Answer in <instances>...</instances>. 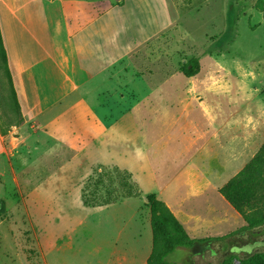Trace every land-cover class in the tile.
<instances>
[{"label":"crops","instance_id":"1","mask_svg":"<svg viewBox=\"0 0 264 264\" xmlns=\"http://www.w3.org/2000/svg\"><path fill=\"white\" fill-rule=\"evenodd\" d=\"M179 2L0 0V85L6 83L13 92L21 118L6 132L0 128V157L8 141L22 132V117L24 124L43 118L51 119L53 126L59 124L58 119L81 117L89 121V129L91 120H98V136L86 152L97 154L100 162L127 167L141 189V182H146L148 193L166 203L190 237L210 231L220 235L217 229L230 219L229 209L236 219H242L219 188L246 165L264 142V98L255 95L249 88V79H245L252 71L236 62L237 72L233 75L225 61L227 49L213 52L217 68L235 78L189 79L178 100L177 112L166 105L171 104L167 100L170 89H160L177 85L175 81L164 78L159 83H149L139 72L142 64L152 68L156 46L179 18ZM140 51L144 55L138 59ZM3 95L0 88V121L7 117ZM153 97L164 104L158 116L186 119V127L194 130L195 142L200 143L160 188L150 174V158L140 144L141 127L137 121L140 103L150 102ZM193 102L197 111L189 108ZM193 115L201 123L192 121ZM65 127L71 132L74 129ZM208 191L218 194L224 202L222 206L229 208L213 220L201 218L191 207L192 203L203 205L196 198H204ZM133 199L137 198H130ZM129 202L135 204L134 210L131 204V210L137 221L141 216L143 225L138 228L136 222L122 239H116L112 243L116 253L108 260L146 264L151 252L149 207L144 199L140 204L137 200ZM206 205L215 209L211 203ZM120 244L127 248L118 250Z\"/></svg>","mask_w":264,"mask_h":264},{"label":"rangeland","instance_id":"2","mask_svg":"<svg viewBox=\"0 0 264 264\" xmlns=\"http://www.w3.org/2000/svg\"><path fill=\"white\" fill-rule=\"evenodd\" d=\"M179 1V18L156 46L151 57L152 68L142 62L139 66L141 76L149 83H159L164 78L175 81L177 85L160 87L170 89L167 100L171 104L166 105L178 111V100L191 78H235L218 69L211 56L222 49L229 52L225 61L232 74L236 75V62L252 71L245 79H249L253 93L264 98V19L262 12L253 7L255 0ZM143 55L140 51L137 58ZM190 59L196 60L199 68L197 75L188 77L183 74L182 65ZM0 88L4 94L2 105L7 111L0 128L6 132L10 124H18L21 118L9 86L4 83ZM191 104L190 110L197 111L196 102ZM163 105L161 99L153 97L150 102L140 103L137 111L140 144L150 158L149 171L156 177L159 188L200 144L195 142L194 130L186 127V119L158 116ZM191 120L201 123L196 116ZM58 121L60 125L54 126L51 119L43 118L30 119L24 124L22 117V132L8 141L0 157V200L4 202V212L0 215V264H131L127 260L123 262L124 259L116 262L108 258L116 253L112 244L116 239H122L136 222L138 228L142 227L143 220L141 216L136 220L135 204L129 201L137 200L140 204L144 199L147 203L148 185L142 181L144 189H141L127 167L100 162L97 154L86 152L98 136L99 128L95 124L98 120H91L90 129L89 121L81 117ZM65 126L74 129L71 132ZM129 183L134 184L137 196H124L130 191ZM131 197L137 199L130 200ZM203 197L196 198L203 205L192 203L191 206L201 218L213 220L223 216L219 212L226 214L229 209L222 206L224 202L214 191ZM207 202L215 209H208ZM227 212L230 219L218 227L220 235L210 231L191 238L219 237L244 227L243 220L236 219L233 211ZM148 220L150 225V213ZM256 241L245 236L227 246L239 257L231 264H244L240 259L263 244ZM117 248L127 247L120 244ZM224 248L200 243L188 249L178 248L166 259L217 264Z\"/></svg>","mask_w":264,"mask_h":264},{"label":"trees","instance_id":"3","mask_svg":"<svg viewBox=\"0 0 264 264\" xmlns=\"http://www.w3.org/2000/svg\"><path fill=\"white\" fill-rule=\"evenodd\" d=\"M253 7L262 12L264 19V0H255ZM182 66L183 74L188 77L195 75L199 68L193 59ZM127 187L131 192L128 191L125 197L138 195L134 184L129 183ZM219 193L240 214L245 225L227 235L212 238H191L164 201L157 198L154 193L146 195L152 235V247L147 264H195L190 259L170 262L166 257L178 248L188 249L200 243L226 247L221 251L222 258L217 264H231L239 257L232 247L227 246L232 245L236 238L247 236L264 244V142L246 165L219 188ZM3 212L4 202L0 200V215ZM263 244L258 245L259 248L252 252H247L240 261L244 264L264 263ZM211 254L214 256L215 253L211 251Z\"/></svg>","mask_w":264,"mask_h":264},{"label":"water","instance_id":"4","mask_svg":"<svg viewBox=\"0 0 264 264\" xmlns=\"http://www.w3.org/2000/svg\"><path fill=\"white\" fill-rule=\"evenodd\" d=\"M145 200H146V198H145Z\"/></svg>","mask_w":264,"mask_h":264}]
</instances>
